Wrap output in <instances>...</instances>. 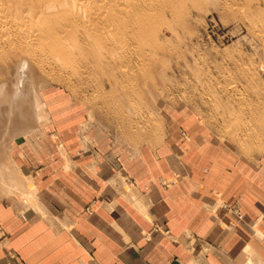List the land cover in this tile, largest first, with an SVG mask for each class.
<instances>
[{
    "label": "crops",
    "instance_id": "0c3cea01",
    "mask_svg": "<svg viewBox=\"0 0 264 264\" xmlns=\"http://www.w3.org/2000/svg\"><path fill=\"white\" fill-rule=\"evenodd\" d=\"M61 98L7 143L0 264H264V147L174 118L133 143Z\"/></svg>",
    "mask_w": 264,
    "mask_h": 264
},
{
    "label": "rangeland",
    "instance_id": "374dc122",
    "mask_svg": "<svg viewBox=\"0 0 264 264\" xmlns=\"http://www.w3.org/2000/svg\"><path fill=\"white\" fill-rule=\"evenodd\" d=\"M7 1L13 3L8 6ZM24 2L0 0V19L14 15L5 8L15 3L24 7ZM148 16L157 20L152 33H144L138 42L128 38L106 45L109 60L95 63L77 57L67 65L51 55L39 62L27 58L30 82L24 80L21 88L29 104L17 101L14 111L10 105L15 63L24 57L0 54L4 170L11 172L9 140L37 128L47 118L45 103L61 97L83 108L88 124L98 122L116 138L133 143L162 141L168 134L167 121L174 118L215 140L232 141L244 150L259 145L263 150L264 0H157ZM6 30L0 28V41L10 34ZM12 113L19 119L10 120ZM6 183V178L0 179V186Z\"/></svg>",
    "mask_w": 264,
    "mask_h": 264
},
{
    "label": "bare ground",
    "instance_id": "6f19581e",
    "mask_svg": "<svg viewBox=\"0 0 264 264\" xmlns=\"http://www.w3.org/2000/svg\"><path fill=\"white\" fill-rule=\"evenodd\" d=\"M155 2L157 0H117L113 4L110 0H25L23 6L27 5L24 7L21 3H15L21 6L4 7L6 11L12 10V14L18 15L0 19V28L10 32L0 41V54L3 52L4 58L18 59L21 55L24 57L15 63V95L12 94L14 99L10 105L11 110L16 109L17 101L23 104L27 102L21 88L24 80L30 82L28 74L32 69L27 58L34 57L39 62L51 55L53 59L56 57L67 65L77 57L89 58L95 63H99L101 58L109 60L110 52L105 50L106 45L125 42L128 38L138 42L146 37L144 33H152L157 20L149 18L148 14L154 8ZM12 3L7 1V5ZM159 6L162 8L166 5L160 3ZM101 49L105 51L101 52ZM12 67L14 68L13 65ZM34 108L36 109L35 106ZM33 111L30 112L34 113ZM12 115L10 120L18 118H14L13 113ZM10 173L8 169L4 170L0 166V179L9 180Z\"/></svg>",
    "mask_w": 264,
    "mask_h": 264
}]
</instances>
